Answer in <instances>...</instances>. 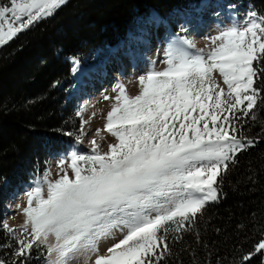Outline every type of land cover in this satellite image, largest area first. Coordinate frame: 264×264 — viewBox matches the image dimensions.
I'll use <instances>...</instances> for the list:
<instances>
[{
    "label": "snow or ice",
    "instance_id": "1",
    "mask_svg": "<svg viewBox=\"0 0 264 264\" xmlns=\"http://www.w3.org/2000/svg\"><path fill=\"white\" fill-rule=\"evenodd\" d=\"M66 3H0V45ZM210 45L173 42L166 66L138 77V95L120 83L114 98L104 97L114 102L96 134L106 131L115 142L104 151L92 139L90 155L73 150L61 158L58 178L45 172L26 193L19 229L0 223L15 239L17 259L42 246L46 264H162L171 253L169 234L179 239L219 199L218 176L255 143L240 121L260 96L255 83L264 76V16L249 11L211 37ZM84 123L77 143L83 142ZM255 253H264V239L243 259Z\"/></svg>",
    "mask_w": 264,
    "mask_h": 264
},
{
    "label": "trees",
    "instance_id": "2",
    "mask_svg": "<svg viewBox=\"0 0 264 264\" xmlns=\"http://www.w3.org/2000/svg\"><path fill=\"white\" fill-rule=\"evenodd\" d=\"M215 5L225 15L255 11L264 16V0H67L51 17L0 46V223L18 187L40 181L53 158L77 144L82 117L71 97L73 61L88 63L99 51L115 47L125 54L144 53L149 46L141 41L142 20L156 16L172 31L173 15L193 26L211 18L204 6ZM255 87L257 104L240 121L254 145L218 176L219 199L179 239L169 234L171 253L162 264H264V253L243 259L264 239V76ZM15 249L13 236L0 227V261L46 264L42 246L18 259Z\"/></svg>",
    "mask_w": 264,
    "mask_h": 264
},
{
    "label": "rangeland",
    "instance_id": "3",
    "mask_svg": "<svg viewBox=\"0 0 264 264\" xmlns=\"http://www.w3.org/2000/svg\"><path fill=\"white\" fill-rule=\"evenodd\" d=\"M203 10L210 12L211 18L199 24L194 22L193 26L186 22L180 14L173 15L169 20L171 24H175L172 31L171 29L166 31L167 24L161 22L156 16L142 20L139 27L144 38L141 41L149 46L144 53L125 54L119 48L106 49L99 51L93 61H88V63L73 61L76 84L71 91V97L77 100L82 121H86L83 125V142L71 146L65 153L53 158L47 170L50 173L49 179L58 178L60 173L58 162L61 158L67 157L71 151L75 150L80 154L90 155L92 147L90 141L92 139H96L104 151L107 150L109 143L115 142V138L106 131H101L100 135L97 136L96 129L104 128L106 114L114 102L113 99L105 100L104 97L114 98L117 95L114 91L117 84L123 83L129 95H138L140 92L138 77L144 75L153 66L160 70L166 66L163 63L166 59V50L173 42L181 41L179 35L193 40L197 48L207 49L211 46V37L218 35L221 29L233 22H242L246 19L247 14L241 11L238 15H225L223 11L219 12L218 5L215 7L204 6ZM218 12L219 15H216ZM8 18L14 19L10 14ZM169 31L171 32L167 34ZM214 75L218 83L226 89L218 73H214ZM93 113L96 115L93 116ZM69 174L71 175L70 169ZM38 182H42V179ZM38 182L18 187L10 196L4 210V223L19 229L25 219L22 208L26 206V193L34 188ZM44 187L46 190V185ZM112 242L111 240L102 242L100 251L103 252ZM79 264H84L83 259L79 261Z\"/></svg>",
    "mask_w": 264,
    "mask_h": 264
},
{
    "label": "bare ground",
    "instance_id": "4",
    "mask_svg": "<svg viewBox=\"0 0 264 264\" xmlns=\"http://www.w3.org/2000/svg\"><path fill=\"white\" fill-rule=\"evenodd\" d=\"M74 77H75V74H74Z\"/></svg>",
    "mask_w": 264,
    "mask_h": 264
}]
</instances>
